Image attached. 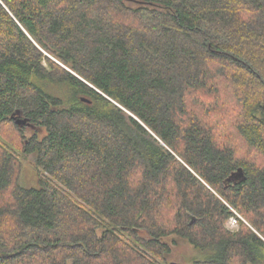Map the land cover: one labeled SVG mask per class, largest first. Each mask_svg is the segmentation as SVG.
<instances>
[{
  "label": "trees",
  "instance_id": "trees-1",
  "mask_svg": "<svg viewBox=\"0 0 264 264\" xmlns=\"http://www.w3.org/2000/svg\"><path fill=\"white\" fill-rule=\"evenodd\" d=\"M168 236L264 264V0H0V264H184Z\"/></svg>",
  "mask_w": 264,
  "mask_h": 264
},
{
  "label": "rangeland",
  "instance_id": "rangeland-1",
  "mask_svg": "<svg viewBox=\"0 0 264 264\" xmlns=\"http://www.w3.org/2000/svg\"><path fill=\"white\" fill-rule=\"evenodd\" d=\"M50 92L64 101L67 100V92L61 88H53ZM195 96V94H194ZM24 133L26 136H31L35 132L38 133V137L41 138L45 134V128L31 126L29 124L24 125ZM23 165L21 171V179L20 183L23 186H31V187H38L39 180H38V169L35 164L33 163V157L31 155L23 157L19 154ZM227 224V223H226ZM227 226V225H226ZM227 227L232 228V226L228 225ZM237 227V226H236ZM235 227V228H236ZM233 227V229H235ZM165 241L170 246V253L166 256L167 260L170 262H177V263H184L187 264L194 259H199L202 257L201 253L198 252L187 240L184 238H180L178 236H168L165 238ZM68 264H72L69 262Z\"/></svg>",
  "mask_w": 264,
  "mask_h": 264
},
{
  "label": "built area",
  "instance_id": "built-area-1",
  "mask_svg": "<svg viewBox=\"0 0 264 264\" xmlns=\"http://www.w3.org/2000/svg\"><path fill=\"white\" fill-rule=\"evenodd\" d=\"M232 226V228L230 229H233V227L235 228L237 226V220L234 218V217H230L227 221V226ZM229 228V227H228Z\"/></svg>",
  "mask_w": 264,
  "mask_h": 264
},
{
  "label": "water",
  "instance_id": "water-1",
  "mask_svg": "<svg viewBox=\"0 0 264 264\" xmlns=\"http://www.w3.org/2000/svg\"><path fill=\"white\" fill-rule=\"evenodd\" d=\"M82 100H84V101H89V100L86 99V98H82ZM18 122H19V123H23V122H21L20 120H18Z\"/></svg>",
  "mask_w": 264,
  "mask_h": 264
}]
</instances>
